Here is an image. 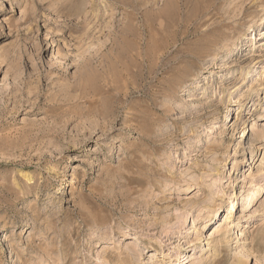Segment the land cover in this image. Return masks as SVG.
Instances as JSON below:
<instances>
[{
  "label": "rangeland",
  "instance_id": "1",
  "mask_svg": "<svg viewBox=\"0 0 264 264\" xmlns=\"http://www.w3.org/2000/svg\"><path fill=\"white\" fill-rule=\"evenodd\" d=\"M0 54V264H264V0H0Z\"/></svg>",
  "mask_w": 264,
  "mask_h": 264
},
{
  "label": "bare ground",
  "instance_id": "2",
  "mask_svg": "<svg viewBox=\"0 0 264 264\" xmlns=\"http://www.w3.org/2000/svg\"><path fill=\"white\" fill-rule=\"evenodd\" d=\"M255 37H256V34H255ZM1 56L2 55L0 54V57ZM256 101H258V99L254 100L253 106L257 105ZM256 136L259 139L260 138L262 139V138H264V132L257 131ZM249 199L250 198L248 197V199L246 200V203H245V206H244L245 209L248 208L250 203H251V200H249ZM235 206H236V202L232 201L231 204H230V207H229V211H228L227 215H225L224 221L221 222L218 225L217 229H216L217 233L220 234V237H219L220 239L219 240H223V239L226 238L227 231H229V227H230L231 222L235 221L234 220V217H235V215H234ZM213 214L215 216H218L219 210H214L213 213L211 214V216ZM219 219H220V217H219ZM218 222H219V220H218ZM237 224H239V223L237 222ZM213 248H214V246H213ZM214 251H216V248H214ZM54 256H55L54 255V249L50 248L49 252L48 251H44L43 252V255L41 256V260L39 261L38 264H57V263H55V260L53 259ZM214 256H215L214 257L215 259H213V263L217 262L218 253H215ZM183 258H184L183 261H181L180 259H176V262L179 261L178 264H200L204 260V249L202 251V255L199 258H197L196 260H193V261L189 260V256H187V253L183 254ZM235 264H248V260L246 258L239 257V258H237Z\"/></svg>",
  "mask_w": 264,
  "mask_h": 264
}]
</instances>
